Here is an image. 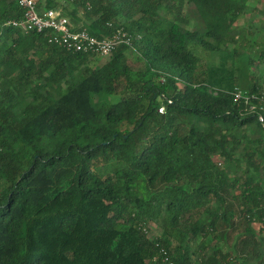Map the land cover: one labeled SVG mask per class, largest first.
<instances>
[{"label": "trees", "instance_id": "1", "mask_svg": "<svg viewBox=\"0 0 264 264\" xmlns=\"http://www.w3.org/2000/svg\"><path fill=\"white\" fill-rule=\"evenodd\" d=\"M250 1L42 0L133 37L91 66L0 0V264H264V74L237 99L223 56L256 62Z\"/></svg>", "mask_w": 264, "mask_h": 264}, {"label": "built area", "instance_id": "2", "mask_svg": "<svg viewBox=\"0 0 264 264\" xmlns=\"http://www.w3.org/2000/svg\"><path fill=\"white\" fill-rule=\"evenodd\" d=\"M15 1L24 9L23 18L9 20L5 26H13L23 32L44 33L50 44L70 52L110 58L120 45L133 46V37L124 29H118L110 36L98 37L86 29H81L78 23L63 15L60 10L40 6L42 0ZM162 81H165L164 77ZM235 95L237 99H248L243 90H237ZM158 111L164 113L165 105H160ZM259 120L264 122L263 114L259 115Z\"/></svg>", "mask_w": 264, "mask_h": 264}, {"label": "rangeland", "instance_id": "3", "mask_svg": "<svg viewBox=\"0 0 264 264\" xmlns=\"http://www.w3.org/2000/svg\"><path fill=\"white\" fill-rule=\"evenodd\" d=\"M247 3V7L245 9V12L243 14V16L240 17V19L238 20L237 24L234 26V30L236 33H243L247 40V45L244 48H239V50L243 51V50H247L248 52H253V57L254 59H256V62H253L252 64L248 63V56L246 57H236L235 61L232 62V57H228L225 55V53L223 54V56L227 59V61H225V64L229 65H233V66H239V68L242 70V79H241V83L238 87H236V90H241V88H247L248 87V82L249 80L252 79V81L254 79L258 78V75L260 74H264V61L260 59L259 53L255 54L254 50H256L257 48L259 49H263L264 48V0H251L250 2H246ZM57 10H60L62 12L63 15H65L66 17H68L70 19L69 16L66 15L65 10L63 11L62 9H60V7L57 8ZM186 12V10H185ZM197 18V17H196ZM194 17V19H196ZM86 22V21H85ZM189 27H192L193 29H200L201 31H204V27L199 24L197 22V20L191 21L189 23ZM249 42H251L253 44V47L251 48H247L250 44ZM234 44H229V48H233ZM194 50L198 53V49H202V47L197 46L196 48L193 47ZM135 54H137L136 51H134ZM129 59L130 62L135 64V56L131 54H129ZM223 56H219L215 55L213 58V61H215V63H223L224 58ZM109 58H103V57H90V60L88 62L89 65L91 66H96V65H101L104 62H106ZM252 133H254L253 131H251ZM113 167H104L105 171H110L112 170ZM259 225V224H258ZM257 225V226H258ZM257 228V227H256ZM258 229V228H257ZM161 232V229L159 227L156 226H152L151 230L149 231V235L150 236H156L159 235V233ZM234 241V239L229 238V241H226V243H229L231 245V242ZM216 242V241H215ZM214 242V244H215ZM230 245H227L228 247H230Z\"/></svg>", "mask_w": 264, "mask_h": 264}, {"label": "crops", "instance_id": "4", "mask_svg": "<svg viewBox=\"0 0 264 264\" xmlns=\"http://www.w3.org/2000/svg\"><path fill=\"white\" fill-rule=\"evenodd\" d=\"M79 24V23H78Z\"/></svg>", "mask_w": 264, "mask_h": 264}]
</instances>
